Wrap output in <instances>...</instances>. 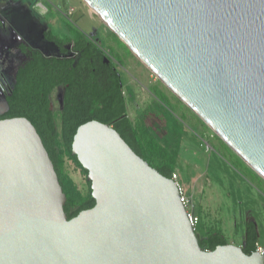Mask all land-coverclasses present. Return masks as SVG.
<instances>
[{"label": "water", "instance_id": "1", "mask_svg": "<svg viewBox=\"0 0 264 264\" xmlns=\"http://www.w3.org/2000/svg\"><path fill=\"white\" fill-rule=\"evenodd\" d=\"M82 1L264 180V0ZM42 141L26 117L0 119V264H264L202 250L177 183L97 120L71 142L94 205L68 219Z\"/></svg>", "mask_w": 264, "mask_h": 264}, {"label": "rangeland", "instance_id": "2", "mask_svg": "<svg viewBox=\"0 0 264 264\" xmlns=\"http://www.w3.org/2000/svg\"><path fill=\"white\" fill-rule=\"evenodd\" d=\"M8 4L0 0V113L7 109L4 96L9 92L18 62L15 36L20 35V39L46 54H59L52 44L44 41V31L50 29L62 39L71 37V27L80 31L93 38L115 64L129 119L136 124H147L149 118L159 123L170 145L179 140L173 172L187 199L186 210L198 218L194 228L197 237L202 238L209 229L223 230L221 233L228 243H240L244 225L251 220L256 224L261 243L258 245L264 249V180L158 80L82 0H20L19 15L13 18L17 21L15 27L11 24L12 15L6 14L7 7L11 10ZM156 91L161 94L155 96ZM61 95L60 87L51 93L58 130ZM153 107L159 112L144 117L143 121V113ZM63 170L73 188L84 196L88 186L86 175L66 157ZM194 176L197 181H193Z\"/></svg>", "mask_w": 264, "mask_h": 264}, {"label": "trees", "instance_id": "3", "mask_svg": "<svg viewBox=\"0 0 264 264\" xmlns=\"http://www.w3.org/2000/svg\"><path fill=\"white\" fill-rule=\"evenodd\" d=\"M70 31L72 36L65 39L50 30L44 34L45 39L59 47L60 56H46L39 50L23 48L27 59L18 66L9 93L4 97L7 109L0 113V119L26 117L36 128L65 193L64 211L68 219L94 205L90 182L86 180L88 186L83 196L73 188L63 170L66 157L87 175L71 153L72 138L80 124L97 120L111 125L136 154L169 178L179 147L178 139L170 145L171 141L163 136L158 122L148 118L147 124H136L129 119L122 82L113 61L93 38L72 27ZM56 87L62 89L59 130L51 106V93ZM158 94L161 93L156 91L155 96ZM157 109L145 111L143 121L144 117L158 113ZM159 138L163 142H159ZM245 224L242 250L250 254L256 249L258 234L256 224L251 220ZM198 243L202 250H213L217 245L226 244L227 240L219 230L209 229L198 238Z\"/></svg>", "mask_w": 264, "mask_h": 264}, {"label": "flooded vegetation", "instance_id": "4", "mask_svg": "<svg viewBox=\"0 0 264 264\" xmlns=\"http://www.w3.org/2000/svg\"><path fill=\"white\" fill-rule=\"evenodd\" d=\"M2 25V21L0 20V26ZM13 26V25H12ZM13 27H15V26H13ZM15 29V28H14ZM14 29H12V30H14ZM47 30H50V29H47ZM46 30V31H47ZM15 32H18V30H14ZM13 31V32H14ZM46 31H44V33H43V39H44V41H46V42H48V43H50V44H52L57 50H58V52H59V54H46V53H44L43 51H41L40 49H39V47H37L36 45H34V44H32V43H29V42H27L24 38H21L20 39V35L19 36H15V38L17 39V46H16V48H17V52H18V55H17V57H18V62H17V64H16V66L14 67V73H13V78H12V81H13V79H14V76H15V73H16V70H17V68H18V66L22 63V62H24L26 59H27V53L25 52V50L23 49L24 47H26V48H31V49H36V50H39L43 55H46V56H60L61 55V52H60V49H59V47L57 46V45H55L53 42H51V41H48L47 39H45V37H44V34H45V32ZM51 31V30H50ZM12 32V33H13ZM72 36V35H71ZM65 48L66 49H69V45H66L65 46ZM56 88H58V87H56ZM55 88V89H56ZM10 90V89H9ZM9 93V92H8ZM7 93V94H8ZM6 94V95H7ZM5 95V96H6ZM4 96V97H5ZM61 97H62V95H61ZM5 101V100H4ZM5 103H6V101H5Z\"/></svg>", "mask_w": 264, "mask_h": 264}, {"label": "crops", "instance_id": "5", "mask_svg": "<svg viewBox=\"0 0 264 264\" xmlns=\"http://www.w3.org/2000/svg\"><path fill=\"white\" fill-rule=\"evenodd\" d=\"M6 2H7V4L8 5H10L9 7L11 8V10L7 7V12H6V14L7 13H9V16H10V14L12 15V17H10L11 19H12V21H11V24L13 25V24H16V22H15V20L13 19V18H15V16H18L19 14H17L18 13V11H19V8H20V0H6ZM7 5V6H8ZM17 8V10L16 11H14L15 9ZM6 14H4L5 16H6ZM10 19V20H11ZM14 26V25H13ZM198 179L197 178H195V176L193 177V181H197ZM181 182H183V181H181ZM203 189H200V191H202ZM246 225V224H245ZM245 225H244V227H245ZM220 232L221 231H223V230H219ZM243 239H244V230H243V235H242V237H241V240H240V243H236L235 245H239V246H242V243H243ZM234 244V243H233ZM257 244H261L260 242H259V238H258V241H257ZM262 245H264V244H262Z\"/></svg>", "mask_w": 264, "mask_h": 264}, {"label": "built area", "instance_id": "6", "mask_svg": "<svg viewBox=\"0 0 264 264\" xmlns=\"http://www.w3.org/2000/svg\"><path fill=\"white\" fill-rule=\"evenodd\" d=\"M176 183V174L173 172L172 173V177H171ZM177 186H178V189H179V192H180V196L181 197V201L182 203L184 204V206H186L187 204V199L185 198V196L183 195V192H182V189L180 187V185L177 183ZM187 212V217H188V220L190 222V224L192 225L193 228H195V226H197L196 224L198 223V218L193 214L191 213L190 211L186 210ZM258 252L262 253L264 252V249L262 248V246L256 244V249Z\"/></svg>", "mask_w": 264, "mask_h": 264}, {"label": "bare ground", "instance_id": "7", "mask_svg": "<svg viewBox=\"0 0 264 264\" xmlns=\"http://www.w3.org/2000/svg\"><path fill=\"white\" fill-rule=\"evenodd\" d=\"M91 9V8H90ZM91 11H92V9H91ZM210 129H212L211 127H209Z\"/></svg>", "mask_w": 264, "mask_h": 264}]
</instances>
